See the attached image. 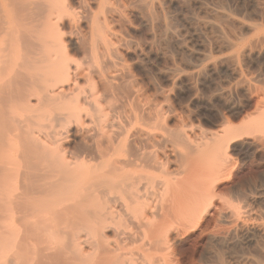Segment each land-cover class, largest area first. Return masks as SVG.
<instances>
[{"label": "bare ground", "instance_id": "bare-ground-1", "mask_svg": "<svg viewBox=\"0 0 264 264\" xmlns=\"http://www.w3.org/2000/svg\"><path fill=\"white\" fill-rule=\"evenodd\" d=\"M165 1L0 0V165L19 167L0 166V174L32 181L22 209L36 223L20 226L25 239L18 236L11 258L21 262L33 250V264H173L169 242L185 228L201 229L235 264H264V185L246 193L240 176L244 151L264 148V83L252 86L257 118L243 121L234 103L235 116L196 124L182 110L177 69L166 76L172 103L166 90L135 78L150 51L138 28L163 39ZM218 9L205 13L233 18ZM213 22L199 24L217 37ZM257 44L264 46V32L241 54ZM224 58L218 63L235 72V57ZM53 111L86 150L67 157L55 145L57 123L39 119ZM213 225H234L237 233L225 226L212 233ZM16 230L6 226L9 239Z\"/></svg>", "mask_w": 264, "mask_h": 264}, {"label": "rangeland", "instance_id": "rangeland-1", "mask_svg": "<svg viewBox=\"0 0 264 264\" xmlns=\"http://www.w3.org/2000/svg\"><path fill=\"white\" fill-rule=\"evenodd\" d=\"M199 1L179 0L178 2H172L166 0L163 3V16L167 24L165 33L161 35L163 39L158 37L157 34L154 35L150 30L138 28L137 38L139 43H146L149 46L147 51H150L146 53L145 57H148L144 59V66L139 69L141 72L139 71L138 75H133H136L135 78L137 77V79L148 83V85L156 84L154 86H160L161 89L166 90L164 92L167 95L169 94L168 102L170 103L171 100L172 102L175 100L173 97V85L170 84L171 80L166 76L177 69L179 75H177L178 79L176 80L182 83L183 93L186 98L182 110L194 116L196 124L197 122L206 123L215 121L218 113L224 116L233 115L230 107L234 103H240L242 111L239 118H242L243 121L248 122L257 118L258 112H255V108L259 98L252 86L264 83V46L260 44L255 45L247 56L241 53L248 48L252 41H255L264 32V0ZM209 9H218L219 13L222 11L221 13L230 15L233 18L229 20L226 18L223 19V17L221 18L220 15H217V17L216 15L211 16L209 13H205ZM189 18H198L199 20L197 19V22H190L187 20ZM205 19L217 25L222 35L216 34V37V29L212 28L214 30L212 34V29L209 31V29L201 26L199 21ZM234 19H240V21L245 23L247 22L255 26L256 30L247 32ZM216 20L220 22H216ZM173 29L174 31H172ZM168 31L174 32L176 36L180 34V36H177L179 39L178 43L170 37ZM218 36L221 37L219 38ZM228 44L233 46L230 47L231 45L229 46ZM223 45L226 46L224 47ZM189 51L203 53L202 55L206 59L201 61V58L199 59L190 54ZM230 56L235 57V72L231 69L232 66L229 62H225L223 65L218 63L219 60L225 59L224 57L227 58ZM209 65H214V67L209 68ZM220 88H223L225 92V95H223L224 100L222 96L219 95V97L217 94V90ZM57 118L60 120L58 112L53 111L48 114H42L39 119L43 120L41 121L42 123H48L50 121L55 125L57 122L59 123ZM58 123L52 129L56 133L54 135L56 137L55 145L64 150L65 156L68 157L71 155L70 153L75 154L76 152L79 154L86 150L87 146L84 147V145H87V143L81 138L73 137V128L71 126H66L65 124V126L63 124L58 126ZM233 156L234 162H238L237 156ZM4 165L11 169L19 168L18 163L15 161H10L6 164L3 163L0 166L6 168ZM243 165L244 170L240 176L244 182V191L251 194L254 188L259 185H264V148L246 149L243 155ZM26 166L28 167L29 165ZM15 173L10 174L8 177L0 174V264H33V253H31L33 250H29L30 255L27 254L26 258L24 256L21 259L23 263L20 260H15L16 258H11L20 249H18V241L20 240L19 237L21 235L19 236V234L21 233L22 225H36L35 219L30 216V213L29 217L26 214L30 210L28 209L25 213L22 209L24 202L26 205L30 204L28 188L31 186L32 181L28 179L24 181ZM26 218H28V221ZM82 222L87 225V221ZM244 222L247 223V218L244 219ZM83 223L81 225H85ZM7 225L16 229L18 228V231L16 230L18 235L13 240L12 238H8L9 235L6 233ZM222 226L227 227L226 225H213L212 233H220L223 230ZM227 229L234 235L237 233V228L234 225L228 226ZM189 230L191 229H180V240L177 242L170 240L169 242L171 246L170 253L172 254H169V258L173 259V264H235L228 258V251L224 246L211 243L205 232L201 229H196L192 232ZM180 233L182 234L180 235ZM23 234L24 230L22 233L24 240ZM107 238L112 240L114 238L113 234L107 235ZM28 256L31 259H28Z\"/></svg>", "mask_w": 264, "mask_h": 264}]
</instances>
